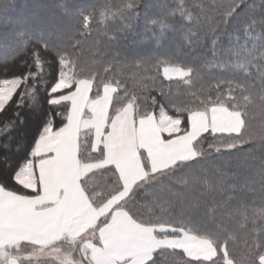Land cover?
Returning a JSON list of instances; mask_svg holds the SVG:
<instances>
[{"label": "trees", "instance_id": "16d2710c", "mask_svg": "<svg viewBox=\"0 0 264 264\" xmlns=\"http://www.w3.org/2000/svg\"><path fill=\"white\" fill-rule=\"evenodd\" d=\"M92 3L0 0V87L6 79L27 77L0 109V171L8 173L0 176V185L26 193L14 173L31 158L45 129L64 124L68 102L63 96L79 80H89L92 98L106 84L115 87L109 116L130 102L138 116L163 107L180 119L179 133L187 130L189 113L220 105L240 113L238 132L199 135L193 144L201 153L197 158L151 174L116 206L141 223L164 224L173 234L182 230L207 238L217 251L210 260H194L179 250H158L146 264H257L264 255L261 0H101L98 7L106 9L104 16L94 18L91 36H80V25L70 24L65 11ZM41 10L54 14L57 23L44 26ZM50 33L62 47L56 57L60 64L49 49L41 48L50 62L41 69L32 52L41 47L37 38L48 39ZM74 45L78 46L72 51ZM168 65L186 69L187 74L164 77L162 68ZM62 73L68 85L54 91ZM79 157L85 162L101 158L100 149H92L88 130L80 135ZM194 170H200L195 183L175 178ZM116 177L113 168L104 167L88 173L82 184L99 204L120 188ZM147 189L151 192L145 194ZM163 251L173 255L161 256Z\"/></svg>", "mask_w": 264, "mask_h": 264}, {"label": "crops", "instance_id": "0c3cea01", "mask_svg": "<svg viewBox=\"0 0 264 264\" xmlns=\"http://www.w3.org/2000/svg\"><path fill=\"white\" fill-rule=\"evenodd\" d=\"M113 92L107 85L92 98L90 84L77 82L63 96L68 102L64 124L45 129L31 158L14 173L15 182L26 193L0 185V251L18 247L46 250L60 242L80 241L78 245L90 264H146L158 250L179 249L186 254V236L192 238L193 246L195 241L201 245V238L193 234H173L172 230L161 231L137 221L116 206L123 197L117 200L111 195L94 203L82 180L92 171L111 167L120 193L127 195L151 174L192 159L193 144L201 132H213L225 123L237 128L240 121L233 115L226 117L225 110L210 107L207 112L190 114L185 132H165L157 123V113L138 116L127 105L109 116ZM199 125L203 130L197 134L193 128ZM85 130L91 133L92 149L101 151L96 162L79 157V138ZM5 258L7 264H16L13 256Z\"/></svg>", "mask_w": 264, "mask_h": 264}, {"label": "rangeland", "instance_id": "374dc122", "mask_svg": "<svg viewBox=\"0 0 264 264\" xmlns=\"http://www.w3.org/2000/svg\"><path fill=\"white\" fill-rule=\"evenodd\" d=\"M32 3H33L32 1L30 3H28L29 4L28 6H30ZM261 5L264 6V0H261ZM20 6L22 7L23 4H20ZM43 9H47V8L43 7ZM41 13H42L41 15L44 16V21L42 22L44 26L46 24H49V23L50 24H56L57 23V22H54V19H53L54 14L49 15L44 10H41ZM29 18L31 19V17H29ZM167 68H168V66L162 68V75L164 77H167V78H183L187 74V71H185L182 75H174L171 72H169L167 70ZM26 78L27 77H25L24 79L10 78V79H6L2 82V85L0 87V109L5 104V102L9 99V97L12 95V93L15 91V89L19 86L21 81H25ZM78 82H85V83L90 84L89 80H86V79L79 80ZM66 85H68L67 77L65 74L62 73L61 77L58 79V81L55 83V85L53 86L52 89L54 91L59 90L61 88L66 87ZM107 85L112 86L115 89V87L112 84H106L104 86H107ZM104 86L102 87V89L104 88ZM127 105L132 107L134 109V111H136V106L134 105L133 102H130V103L126 104L125 106H127ZM210 107H214V110H218V111L219 110L220 111L225 110L229 114V115H226V117H228V116L230 117L233 115L235 121L237 118V122L239 120L240 123L242 124V120H241L239 112L229 110V109H227L223 106H220V105H213ZM210 107H208L202 111H194V112H203L206 110L208 111L209 109H211ZM194 112H191L188 114V118H187L188 128L190 125V122H189L190 121L189 120L190 114H192ZM155 113H157V123L160 126L161 130H163L165 132H171L174 129H178V131H179L178 127H180V119L177 116H173V115L168 114L163 107H158L157 110L155 111ZM230 124L231 123H229V124L225 123L224 125L219 126L218 128H214L215 130L213 132L214 133H236L241 129V126H242L241 124H239V127L234 128L233 124H232V126ZM188 128H187V130H188ZM193 130H194V132L199 134L203 129H201V127L199 125L198 127L194 126ZM205 132H211V131L208 130V131L201 132L200 135L205 133ZM212 148L213 147H211L210 150ZM200 154L201 153L195 152V156L193 158H197L198 155H200ZM2 168H6V170H7V165L4 164V166ZM24 168L26 169L28 167H24ZM1 170L2 171H0V176L7 177L8 173L5 172V169H1ZM197 171H200V170L187 171V172L183 171V172H180L178 174V176H176L175 178H180L181 182H183V183H189V182L195 183L196 178H197L196 177L197 174H195V173ZM22 172H23V169H22V171H19V173L17 175V177H19V179H22L20 177ZM29 174L30 173H27V175H29ZM149 177H151V175ZM95 181H96L95 184L101 183V180L100 181L95 180ZM176 182L181 183L180 181H176ZM99 188H101V187H99ZM120 191L121 190H119V188H118V189H116V192L114 191V193L112 194V195L117 196L116 197L117 200L120 197L127 196L124 193H120ZM148 192H151V189H147L145 194H147ZM99 194H100V191H99ZM110 197H111V194L106 196L102 200V202L109 199ZM155 226H157V229L161 230V231H163L165 229L173 230L172 227H170L168 225H164V224H159V225H155ZM196 237H199V236H196ZM185 238H188V240L185 239L186 241L183 242L185 245H187V247L185 249L187 255L184 253L183 254L187 258L194 259V260H210L215 256L214 251L217 253L216 248L212 245V242L207 238L199 237L202 240L201 245H200V243L195 241L198 244L197 245L194 242L195 246H193L192 245L193 243H191V241H190L192 238H190L189 236H186ZM79 242L78 241H75V242L72 241L69 244L60 242L54 248H47L46 250H45V248L44 249L41 248L40 250H37L36 248H22V247H20V248L18 247V248H14V249H4V250L0 251V264H7L5 257H10V256L14 257V261L16 264H90L89 261L87 260L86 256H85V253L82 252L81 246L78 245ZM204 247L209 248V251L206 250ZM200 248H203V250ZM174 250H179V249H174ZM179 251H182V250H179ZM222 252H224L223 256H224L225 262L230 263V259L227 257L225 249L223 247H222ZM160 255L161 256L163 255L165 257H170V255H173V254L163 251L162 253H160ZM262 261H264V255H261L258 258L257 264H261Z\"/></svg>", "mask_w": 264, "mask_h": 264}, {"label": "snow or ice", "instance_id": "6c2138e0", "mask_svg": "<svg viewBox=\"0 0 264 264\" xmlns=\"http://www.w3.org/2000/svg\"><path fill=\"white\" fill-rule=\"evenodd\" d=\"M100 4L101 0H94V3L87 7L70 8L65 11V15L68 17L70 24L74 22L80 25V28L77 32L78 35L84 37H89L92 35L93 29L91 25L94 22V18L103 17L105 14L106 9L98 7ZM51 37V33L49 34L48 39L43 38V36L38 37L36 43H38L41 47L35 49L32 52V56L36 59L37 66L41 69L45 64L50 63L41 55V48L49 49L54 55L56 63L58 65L60 64V60H57L56 57L57 53L62 52V47L60 46L58 37L55 40H53ZM77 46L78 45H74L72 47V51H75ZM167 70L174 75H182L185 71H187L186 69H182L177 65H168ZM261 264H264V261H262Z\"/></svg>", "mask_w": 264, "mask_h": 264}]
</instances>
